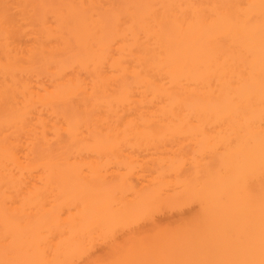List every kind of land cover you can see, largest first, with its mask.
Wrapping results in <instances>:
<instances>
[{"label": "bare ground", "instance_id": "1", "mask_svg": "<svg viewBox=\"0 0 264 264\" xmlns=\"http://www.w3.org/2000/svg\"><path fill=\"white\" fill-rule=\"evenodd\" d=\"M0 264H264V0H0Z\"/></svg>", "mask_w": 264, "mask_h": 264}, {"label": "rangeland", "instance_id": "2", "mask_svg": "<svg viewBox=\"0 0 264 264\" xmlns=\"http://www.w3.org/2000/svg\"><path fill=\"white\" fill-rule=\"evenodd\" d=\"M168 214H170V213H167V214H165V215H168ZM172 215H173V213H172ZM168 216H171V215H168ZM158 217H161V215H160V216H158Z\"/></svg>", "mask_w": 264, "mask_h": 264}]
</instances>
